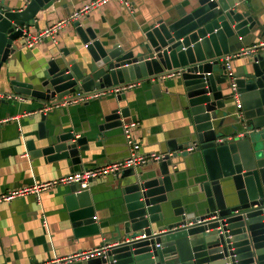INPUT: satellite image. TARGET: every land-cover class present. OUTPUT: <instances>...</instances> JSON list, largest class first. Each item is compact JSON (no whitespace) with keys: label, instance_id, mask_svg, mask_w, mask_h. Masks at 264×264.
Returning a JSON list of instances; mask_svg holds the SVG:
<instances>
[{"label":"water","instance_id":"1","mask_svg":"<svg viewBox=\"0 0 264 264\" xmlns=\"http://www.w3.org/2000/svg\"><path fill=\"white\" fill-rule=\"evenodd\" d=\"M25 1L16 9L0 0V110L18 97L45 108L76 92L109 91L100 130L123 131L130 107L129 88H122L148 82L156 99L184 117L181 136L157 151L149 170L137 172V165L117 173L116 223L103 226L91 191L68 185L65 203L76 235L115 234L107 251L86 264H264V46L232 57V66L240 62L233 76L224 61L264 38L246 0H197L191 11L148 25L128 51L76 20L83 45L75 40L71 51L48 61L41 88L9 79V69L20 39L39 27L38 13L57 0ZM236 96L241 109L232 104ZM34 136L26 141L32 157L84 165L87 137L65 130L49 112H41ZM180 173L188 181L183 196L176 194Z\"/></svg>","mask_w":264,"mask_h":264},{"label":"crops","instance_id":"2","mask_svg":"<svg viewBox=\"0 0 264 264\" xmlns=\"http://www.w3.org/2000/svg\"><path fill=\"white\" fill-rule=\"evenodd\" d=\"M92 1L57 0L55 5L38 13L39 27H31L28 36H35L48 26L69 19ZM128 1L133 6V12L119 0H110L91 8L76 20L81 21L84 27H91L103 42L109 45L120 44L128 51L141 39L148 25L170 15H183L198 5L197 0ZM5 2L16 9L27 4L25 0ZM246 3L249 4L247 10L258 16L264 25V0H246ZM76 20H70L62 27L56 35L57 42L48 37L30 48L25 45L26 37L20 39L17 57L9 69V79L32 83L41 88L40 84L46 78L48 61L61 56L64 49L71 51L75 40L83 45L74 26ZM263 42L264 38L256 39L255 44L245 49L258 47ZM239 64L240 62L233 63V68ZM133 86L127 90L130 117L125 119V125L137 121L138 125L133 133L134 142L140 143V151L144 155L156 156L158 150L166 148L168 140L181 136L184 117L177 107L156 99L148 82H139ZM5 88L9 90L8 84ZM109 101L110 98L101 97L49 111L53 119L64 124L65 130H75L79 136L87 137L88 150L81 153L84 167H103L129 156L122 128L100 130L103 119L99 109ZM237 101L242 103L237 96L232 102L235 107ZM43 107L41 101L18 99L14 103L10 102V105L2 106L0 110V120L11 118L9 122L0 125V194L82 170L83 166L73 165L71 160L50 162L44 156L34 158L30 155L26 141L36 137L34 135L37 134ZM151 160L153 159L141 164L136 171L149 170L152 167L149 164ZM177 182L179 190L176 194L185 195L188 181L184 173H180ZM68 189V185H58L41 192L39 198L35 194H26L10 202L0 203V264L45 262L114 242V233L105 236L76 235L65 203ZM89 191L93 201L97 203V220H102V225L107 227L109 223H116L122 209L116 175L93 179ZM66 264L86 262L78 259Z\"/></svg>","mask_w":264,"mask_h":264},{"label":"built area","instance_id":"3","mask_svg":"<svg viewBox=\"0 0 264 264\" xmlns=\"http://www.w3.org/2000/svg\"><path fill=\"white\" fill-rule=\"evenodd\" d=\"M110 0H93L89 4H86L83 8H81L79 11L75 12L69 19H64L56 24H53L51 26H48L44 31L40 32L39 34L35 36H26V43L25 45L27 47L32 48L35 44L41 42L45 38L50 37L53 41L57 42L56 35L60 32L62 27L68 22L72 20H76L79 18L80 15L83 13L88 12L91 8L98 7L102 4L107 3ZM130 12H133V6L128 0H119ZM264 46V42L260 45ZM257 46L248 48V49H243L240 53L234 54V55H229L227 56L224 61L227 69V73L230 76L234 75V69L232 66L231 59L232 57H236L240 54H252L256 51ZM133 85H130L129 87H123L122 89L130 88ZM233 89H235V84L232 83L231 85ZM120 88H116L112 90L113 92L119 91ZM109 91H96V92H87V93H82V92H76L73 95H69L64 97L62 100L56 102L55 104L52 105H46L43 111L49 112L52 110H58L62 109L68 106H71L73 104H78V103H84V102H89L91 100L99 99L101 97H104L108 95ZM19 99H23L22 97H18ZM237 98V96H236ZM236 108L241 109L242 108V103L240 101L236 102ZM239 114V113H238ZM11 118L5 119V120H0V125L4 124L6 122H9ZM138 125V122H131L130 124H126L123 127V133L126 138V144L129 149V156L123 160H118L109 163L106 166L103 167H92L88 169H82L79 171H74L69 173L68 175L62 176L60 178H57L52 181H47V182H41L37 183L33 186H27L24 188H19V189H13L9 190L8 192L0 194V203L3 202H10L13 199L17 197L24 196L26 194H35L38 198L41 192L47 191L55 186L58 185H70L73 183H78L80 185V188L82 189H89L90 187V182L93 179L99 178V177H104L107 175H117L118 172H120L122 169L128 168V167H134L137 165H141L146 163L148 160L153 159V158H159V156H148L144 155L141 153L140 148L141 145L139 142H134L133 140V133L135 131L136 126ZM146 234H140L138 235V238H145ZM110 247L109 244H103L100 247L93 248L88 251L80 252L75 255H69L61 258H54L49 261L45 262H38V263H32V264H66L68 262L74 261V260H88L90 258H95L102 256L107 249Z\"/></svg>","mask_w":264,"mask_h":264}]
</instances>
